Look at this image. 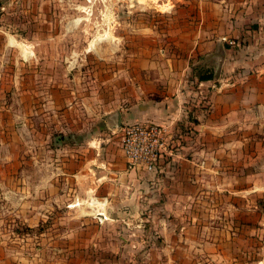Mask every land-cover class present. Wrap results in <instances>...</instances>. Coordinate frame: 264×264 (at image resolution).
I'll return each mask as SVG.
<instances>
[{
  "label": "rangeland",
  "instance_id": "1",
  "mask_svg": "<svg viewBox=\"0 0 264 264\" xmlns=\"http://www.w3.org/2000/svg\"><path fill=\"white\" fill-rule=\"evenodd\" d=\"M250 1L0 0V264H264V101L244 103L264 79V26L241 13ZM220 39L242 72L218 94L241 101L224 119L212 116L230 101L214 102L221 83L190 81ZM183 102L207 114V132L161 123ZM134 123L167 127L166 161L191 141L207 139V153L213 140L242 143L225 172L207 173L184 229L169 199L140 193L138 170L125 192L120 129ZM90 190L105 203L98 215Z\"/></svg>",
  "mask_w": 264,
  "mask_h": 264
},
{
  "label": "crops",
  "instance_id": "2",
  "mask_svg": "<svg viewBox=\"0 0 264 264\" xmlns=\"http://www.w3.org/2000/svg\"><path fill=\"white\" fill-rule=\"evenodd\" d=\"M248 4L249 6L246 8V11L242 10L241 13L246 12L245 14H247V12H249L250 15L248 18L257 21L259 23L258 29L260 30L264 26V0H254V1L251 0ZM251 6H253L252 11H251ZM203 46L207 47V43L203 44ZM200 48L201 46L199 45L198 50ZM215 50H216V44L212 52L208 54L205 53L203 55H199L201 56L200 59L203 60L208 55L213 54ZM223 50H224V58L221 62L220 74H219L218 79L216 81L211 80L209 82L200 83L203 87L204 86L207 87V84H209L208 86L213 87L214 82L218 84L221 83L220 86L216 87L215 88L216 90H214L213 92V96L215 97L214 102H216V104L219 102H226L225 101L226 98L230 100L224 107L226 111L223 109L224 111L221 112V109L219 106H216L214 111H212V116L213 118H216V119H224L225 117L233 116V114H235L236 111L239 109L240 103H241L240 100L238 101L236 100L235 96H237L238 94L236 89L235 90L231 89L230 91H228V92H231L233 95H229L227 97H224L223 99L222 97L218 96V94H220V92L223 91L225 87H228V86L231 88L235 87L237 83L236 78L241 77L240 73H242L239 69L241 68L240 54L238 53V55H234L236 51H231L230 49H226L224 46H223ZM244 52L246 53L247 50H245ZM259 54L262 55V53H259ZM251 57L252 56H250V58L246 57L245 59L251 60L253 58ZM243 61H246V60H243ZM214 62L215 61L213 58L209 60L208 67L210 71H212V73L215 68L213 65ZM248 62L250 61H247L246 63ZM190 66H193V63ZM225 66L227 68L226 69L227 71L222 72L223 67ZM201 67L204 70H207V61L204 65H201ZM245 67L246 65L243 66V68ZM262 68L264 69V66H262ZM246 78L247 79L249 78L248 80H250V82H253V80L251 79L250 73H249V76L247 75ZM190 81L192 82V84H197L196 83L197 79L195 77H192ZM237 90L239 89L237 88ZM247 90L248 92L247 94L245 93V96H248L249 98L248 100L244 102L245 104H247L246 105L247 109L248 107H252L256 101L258 103H260L261 101H264V79H261L259 81V87L257 90H255V92H253L252 87H250ZM197 99H198V96L195 98V100L190 98L189 103L196 102ZM179 102L180 100H178V103ZM184 103L186 102H183V104H179L178 108L174 109L173 113L169 114V116L166 117V119H162L161 123L169 127L170 125L172 126V124L175 122L176 124L182 122L180 121L181 119H184L185 121H187L188 119L187 114L189 112L187 111L186 108L183 107ZM189 103H187L186 106H188ZM198 103L202 104V100H199ZM196 106H193L192 110L194 112L191 113V115H194L193 118H195L198 121L199 130L202 132H207V114L204 116L201 115L202 117H200V114L198 115L196 112L197 110ZM123 120L124 118L122 117L121 121ZM214 124L216 123L214 122ZM214 124L213 126L218 125V123L216 125ZM219 130H221V127H217L216 131H219ZM229 142H226L229 144L225 145V142L222 139H218L217 141L216 140L210 141L208 145L209 152L207 153V139H201L200 141L196 140L195 142L191 141L185 145L184 149L182 148L183 151H181V153L179 152V154L174 155L173 157H171L170 160L166 161L164 158H160L155 167H152L149 169H142L139 172L137 171L136 176H139L137 182L140 181L141 188H142V191L140 193L144 194L145 196L149 194L148 197L149 198L152 197L151 199H154L155 197L157 198L161 197L162 199L163 198L169 199L171 202L170 205H172V209L174 210V213L178 217H180V219L176 223L177 224L176 226L179 229H184L186 225L188 226V224L189 225L191 224V222L189 221L190 220L189 218L188 220L181 218V213L184 212L185 207L190 206L191 204L197 205V203L200 202L201 197L203 196L207 197V173H210L212 175L210 177L211 179H215L217 175H221V173L226 171V168H224L223 166L227 165V160H230L229 157H234L235 152H239L237 150L234 151L233 147L236 148L242 143H240L239 141H235V140H232ZM226 148H231L233 150V153L227 152L226 154H224V152H226L225 150ZM184 150H185V154L189 153L190 152L189 150H192L193 153L190 155V157H186L184 154ZM241 154L243 153L241 152ZM225 157H228V159L224 160L223 158ZM236 170L238 171L239 169L236 168ZM129 171L130 170H127V172L125 173L126 176L131 177V179L129 180L127 179L126 186H125V189H126L125 192L130 193L128 196L132 197V194H133L132 188L135 185L136 181L135 180L133 181L132 179L134 173L132 174ZM236 175H237V172H236ZM169 177H170V181L168 180ZM92 192L93 190H90L88 192L89 198L87 201L94 200L95 203L100 204L101 208H97L94 206V210L98 211L97 213L98 215L100 212L104 210L105 203L97 201L91 195ZM167 203H166V206H168ZM80 204H81L80 202L78 201L76 202V206H79ZM166 206L164 207L161 206V208L162 207L166 208ZM86 208H88L91 212V209L89 207L86 206ZM155 210H158V209L155 208ZM197 216L198 215L195 214V218L191 219L192 224H193L191 225V227H195L194 225L196 223L198 224L199 221H196ZM160 223L162 224V222ZM191 232H193V234L191 235L193 239H188V241L190 243H195L198 245V243L200 242L199 241L200 235H198V233L196 234L197 232L196 230L191 231ZM177 238L181 239L180 236H177ZM205 244H207V242H205Z\"/></svg>",
  "mask_w": 264,
  "mask_h": 264
},
{
  "label": "built area",
  "instance_id": "3",
  "mask_svg": "<svg viewBox=\"0 0 264 264\" xmlns=\"http://www.w3.org/2000/svg\"><path fill=\"white\" fill-rule=\"evenodd\" d=\"M226 42L230 46H235L234 41ZM120 131L122 132L120 148L129 170L141 171L157 165L166 149L163 141L165 128L153 123H134L125 125Z\"/></svg>",
  "mask_w": 264,
  "mask_h": 264
},
{
  "label": "water",
  "instance_id": "4",
  "mask_svg": "<svg viewBox=\"0 0 264 264\" xmlns=\"http://www.w3.org/2000/svg\"><path fill=\"white\" fill-rule=\"evenodd\" d=\"M222 41V39H220V41H218V43L216 44V50L213 54L208 55L206 58H204L203 60H201L200 62L197 63V65H204L206 63V61H209L210 59H214V70H213V78L212 81H216L219 77L220 74V68H221V62L224 58V50H223V46L220 43ZM196 66V65H193ZM121 125V117L119 115V113L116 115V130L119 129Z\"/></svg>",
  "mask_w": 264,
  "mask_h": 264
},
{
  "label": "trees",
  "instance_id": "5",
  "mask_svg": "<svg viewBox=\"0 0 264 264\" xmlns=\"http://www.w3.org/2000/svg\"><path fill=\"white\" fill-rule=\"evenodd\" d=\"M226 49H228V47H225ZM193 77H195L197 79V84H200V83H203V82H209L212 80L213 78V73L212 71H208V70H198L196 71L194 74H193ZM193 116L191 115V112L188 113V116H187V121H188V126L189 129H187L188 131L190 130H193L194 133H196L198 130H197V126H198V122L195 118H192ZM180 126H183V125H180ZM170 150V149H169ZM172 150V148H171ZM164 156V153H162V157L163 158Z\"/></svg>",
  "mask_w": 264,
  "mask_h": 264
},
{
  "label": "bare ground",
  "instance_id": "6",
  "mask_svg": "<svg viewBox=\"0 0 264 264\" xmlns=\"http://www.w3.org/2000/svg\"><path fill=\"white\" fill-rule=\"evenodd\" d=\"M30 56L31 55L29 53H27L25 51L23 52V57L24 58H29ZM95 204H97V203H95V201H93V200L91 202H89V203L86 204L87 207H89L90 209H92V211H93L94 214L97 213V211L94 210V206L95 207H99L100 206V204H97V205H95ZM100 208H101V206H100Z\"/></svg>",
  "mask_w": 264,
  "mask_h": 264
},
{
  "label": "flooded vegetation",
  "instance_id": "7",
  "mask_svg": "<svg viewBox=\"0 0 264 264\" xmlns=\"http://www.w3.org/2000/svg\"><path fill=\"white\" fill-rule=\"evenodd\" d=\"M208 67V66H207Z\"/></svg>",
  "mask_w": 264,
  "mask_h": 264
}]
</instances>
